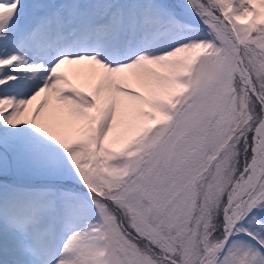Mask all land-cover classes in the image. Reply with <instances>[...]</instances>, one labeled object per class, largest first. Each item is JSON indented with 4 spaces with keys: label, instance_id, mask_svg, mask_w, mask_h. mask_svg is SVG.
I'll return each instance as SVG.
<instances>
[{
    "label": "snow or ice",
    "instance_id": "1",
    "mask_svg": "<svg viewBox=\"0 0 264 264\" xmlns=\"http://www.w3.org/2000/svg\"><path fill=\"white\" fill-rule=\"evenodd\" d=\"M0 264H264V0H0Z\"/></svg>",
    "mask_w": 264,
    "mask_h": 264
}]
</instances>
